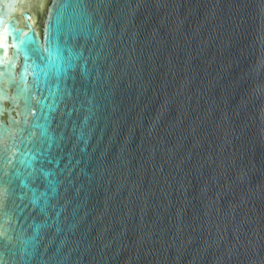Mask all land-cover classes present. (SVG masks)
Listing matches in <instances>:
<instances>
[{
    "label": "water",
    "instance_id": "1",
    "mask_svg": "<svg viewBox=\"0 0 264 264\" xmlns=\"http://www.w3.org/2000/svg\"><path fill=\"white\" fill-rule=\"evenodd\" d=\"M0 264H264V0H0Z\"/></svg>",
    "mask_w": 264,
    "mask_h": 264
}]
</instances>
